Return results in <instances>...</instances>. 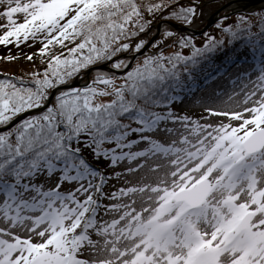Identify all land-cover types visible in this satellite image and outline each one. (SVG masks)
Segmentation results:
<instances>
[{
  "label": "snow or ice",
  "instance_id": "obj_1",
  "mask_svg": "<svg viewBox=\"0 0 264 264\" xmlns=\"http://www.w3.org/2000/svg\"><path fill=\"white\" fill-rule=\"evenodd\" d=\"M0 264H264V0H0Z\"/></svg>",
  "mask_w": 264,
  "mask_h": 264
}]
</instances>
